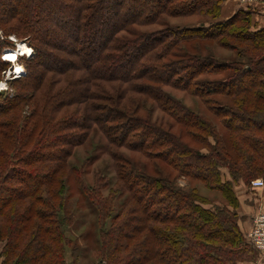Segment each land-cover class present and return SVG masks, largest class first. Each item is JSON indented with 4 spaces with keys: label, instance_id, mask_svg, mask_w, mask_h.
Returning <instances> with one entry per match:
<instances>
[{
    "label": "trees",
    "instance_id": "1",
    "mask_svg": "<svg viewBox=\"0 0 264 264\" xmlns=\"http://www.w3.org/2000/svg\"><path fill=\"white\" fill-rule=\"evenodd\" d=\"M226 1L0 0V82L10 37L34 53L0 91V264H67L66 193L75 192L96 217L99 264L258 258L235 188L257 179L264 188V29L247 8L221 20ZM191 17L205 21L168 23ZM166 89L197 100L210 120ZM155 111L166 122H152ZM77 149L90 151L79 166ZM101 156L112 177L94 175L97 197L85 177Z\"/></svg>",
    "mask_w": 264,
    "mask_h": 264
},
{
    "label": "rangeland",
    "instance_id": "2",
    "mask_svg": "<svg viewBox=\"0 0 264 264\" xmlns=\"http://www.w3.org/2000/svg\"><path fill=\"white\" fill-rule=\"evenodd\" d=\"M220 19L224 20L222 18H220ZM202 21H205V19L199 18V17H191V18H187L184 20L183 19L170 20V22H168V23L170 26L177 27V26L193 25V24H197V23L202 22ZM7 42H9L11 44L14 43V48H11V47L5 48L2 51L1 59H2V55H3V57H5L4 55L8 51L13 52V51L18 50V46L20 44H23L26 47H28L31 51V55H29V54H25L23 56L18 55L16 57V59H14V61L13 60L12 61H10V60L5 61V62L9 63V65L11 67L9 69H7L8 71L6 72L5 77L0 82V91L5 90L7 88L6 81L13 80L12 78H14V77L17 78L18 76H22L25 73V68H24L23 64L20 62V60H22V59L28 60V59L32 58L33 57L32 54H34L33 49L23 41L19 42V41H16L14 37H10L9 40H7ZM209 46H211V45H209ZM209 46H206V47H209ZM209 48H211V50H210L211 54H213V56L217 59L225 60V59L234 58V53L230 52L226 49L218 48L216 46H211ZM18 66L20 67L19 74L16 71V70H18L17 69ZM12 72L14 74L13 77L11 76ZM208 79L213 80L212 78H208ZM166 91L168 93H170L171 95H173L186 108L190 109L191 111H193L197 115H199L203 118L205 117L206 119L210 120L208 118V113L204 110L203 106L197 100L188 96L187 93L179 92V91H173V90H169V89H166ZM157 118H158V121H159V119H161L163 122H166V120H164L163 116H160V114L155 111L153 113V120H151V121L155 122ZM122 152L125 156L131 157V155L129 153H127L125 151H122ZM89 153H90L89 150L86 152V150H84V149H79V150L77 149L73 158L71 159L72 163L75 166L82 165L83 163H85V160L87 159ZM136 159L140 160L139 158H136ZM148 168L150 170L149 173L161 174V175H165L166 177L169 176L167 169L158 168V171H157L156 168H154V167H148ZM222 172L224 173V175L227 174V173H225V171H222ZM94 175L96 177V181L99 180L98 177L99 178H102V177L105 178L106 177L109 179L112 177V172L110 169V163L106 157L101 156L99 159H97V161L93 162L89 167L88 175L85 177V181L87 182V185L89 186V188L93 189V191H94L93 193L97 197H101L99 195V191H98L99 185L95 183ZM257 180H260V179H257ZM176 181H177L178 186H180V187L185 186V187H188L189 189L191 187L197 188L196 189L197 193L208 201H219V200H221L217 193L209 191L208 189L203 187V185H200V184H197L194 182L187 184V182L184 181L183 179H176ZM254 181H256V180H254ZM251 187H252V184H251ZM72 188H74V187H72ZM252 188L256 189L254 187H252ZM243 191H244V189L236 190L237 196L240 197L242 195ZM66 194L69 195V199H70L69 200L70 204H69L68 210L71 214L73 213V217H74L72 227H70L66 231V237L68 240H70V246L68 245L66 247V255H65L66 263L67 264H99L98 259H97V255H96L97 252L99 251V242H98L99 237H98V232H97L98 230H97V226H96V217L94 215H91L88 211H86V209L83 205L84 204L83 200H81V198L77 192H75L74 197L71 196L70 193H66ZM103 194L104 195L102 198H108V196H106V192H103ZM124 199H125V197L120 198L119 203L124 202ZM263 254H264V252H263Z\"/></svg>",
    "mask_w": 264,
    "mask_h": 264
},
{
    "label": "crops",
    "instance_id": "3",
    "mask_svg": "<svg viewBox=\"0 0 264 264\" xmlns=\"http://www.w3.org/2000/svg\"><path fill=\"white\" fill-rule=\"evenodd\" d=\"M240 0H227L221 11V18L227 19L231 17L238 9H249L251 18L256 29H264V3L263 0H257L255 4H240ZM236 190L244 189L240 197L237 196L239 202L238 213L242 218L239 222L242 231L245 233L250 230L252 220L258 213L264 212V189L256 188L248 190L243 185H239ZM235 190V193H236ZM239 264H264V254H258V258L253 261H244Z\"/></svg>",
    "mask_w": 264,
    "mask_h": 264
},
{
    "label": "built area",
    "instance_id": "4",
    "mask_svg": "<svg viewBox=\"0 0 264 264\" xmlns=\"http://www.w3.org/2000/svg\"><path fill=\"white\" fill-rule=\"evenodd\" d=\"M240 4H255L258 1L257 0H240ZM264 3V0H263ZM2 60L5 62L6 60L4 59L2 55ZM15 71V70H14ZM13 71V72H14ZM11 74L13 77L14 74ZM11 73V72H10ZM18 76L17 78H19ZM12 79H16L15 77ZM252 187L254 188H263V184L261 180H256L253 181ZM247 242L249 243L250 247L257 251L260 254H263L264 252V213H258V215H255V217L252 220V227L249 232H247Z\"/></svg>",
    "mask_w": 264,
    "mask_h": 264
},
{
    "label": "bare ground",
    "instance_id": "5",
    "mask_svg": "<svg viewBox=\"0 0 264 264\" xmlns=\"http://www.w3.org/2000/svg\"><path fill=\"white\" fill-rule=\"evenodd\" d=\"M25 54H29V55H31V51H30V49L28 48V47H26L25 45H23V44H20L19 46H18V50H16V51H13V52H10V51H8L4 56H14V57H17L18 55H25ZM6 61H9V60H6ZM10 61H12V60H10ZM14 61V60H13ZM18 70H16L17 71V73L19 74V69H20V67L18 66V68H17ZM15 71V72H16Z\"/></svg>",
    "mask_w": 264,
    "mask_h": 264
},
{
    "label": "snow or ice",
    "instance_id": "6",
    "mask_svg": "<svg viewBox=\"0 0 264 264\" xmlns=\"http://www.w3.org/2000/svg\"><path fill=\"white\" fill-rule=\"evenodd\" d=\"M4 59L5 60H14V59H16V57L9 55V56H5Z\"/></svg>",
    "mask_w": 264,
    "mask_h": 264
}]
</instances>
